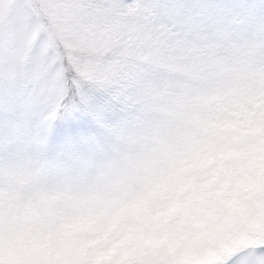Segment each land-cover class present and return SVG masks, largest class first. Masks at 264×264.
Here are the masks:
<instances>
[{
  "label": "rangeland",
  "instance_id": "obj_1",
  "mask_svg": "<svg viewBox=\"0 0 264 264\" xmlns=\"http://www.w3.org/2000/svg\"><path fill=\"white\" fill-rule=\"evenodd\" d=\"M202 2L264 16V0ZM132 137L185 147L169 185L102 224L62 193L38 200L0 181V264H232L264 246V40L249 36L210 78L150 85L127 105L92 91L70 111L0 54V157L42 144L65 160Z\"/></svg>",
  "mask_w": 264,
  "mask_h": 264
},
{
  "label": "snow or ice",
  "instance_id": "obj_2",
  "mask_svg": "<svg viewBox=\"0 0 264 264\" xmlns=\"http://www.w3.org/2000/svg\"><path fill=\"white\" fill-rule=\"evenodd\" d=\"M264 16L202 0H13L0 11V54L14 59L54 109L92 91L127 105L150 85L210 78ZM232 264H264V246Z\"/></svg>",
  "mask_w": 264,
  "mask_h": 264
},
{
  "label": "clouds",
  "instance_id": "obj_3",
  "mask_svg": "<svg viewBox=\"0 0 264 264\" xmlns=\"http://www.w3.org/2000/svg\"><path fill=\"white\" fill-rule=\"evenodd\" d=\"M185 154L179 143L161 147L142 137L112 138L102 150L98 146L90 153L53 161L45 157L41 144L33 152L0 157V181L38 200L62 193L87 205L106 224L169 185Z\"/></svg>",
  "mask_w": 264,
  "mask_h": 264
}]
</instances>
